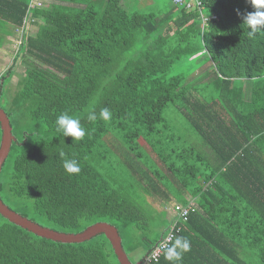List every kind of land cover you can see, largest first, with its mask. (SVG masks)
I'll list each match as a JSON object with an SVG mask.
<instances>
[{"label":"trees","instance_id":"trees-1","mask_svg":"<svg viewBox=\"0 0 264 264\" xmlns=\"http://www.w3.org/2000/svg\"><path fill=\"white\" fill-rule=\"evenodd\" d=\"M135 1L0 0V50L19 44L0 77L14 138L0 199L60 233L112 225L131 264H170L162 245L176 237L191 248L179 264H264V31L249 37L243 24L256 9L171 0L158 14ZM200 56L204 75L178 71ZM171 107L184 126L166 117ZM104 108L109 121L88 119ZM64 113L80 120L82 140L56 131ZM61 151L78 174L66 173ZM0 264L120 262L105 235L59 243L0 214Z\"/></svg>","mask_w":264,"mask_h":264},{"label":"water","instance_id":"water-1","mask_svg":"<svg viewBox=\"0 0 264 264\" xmlns=\"http://www.w3.org/2000/svg\"><path fill=\"white\" fill-rule=\"evenodd\" d=\"M0 126L2 130V142L0 147V173L8 157L11 149L12 142L14 140L12 136V127L10 121L5 112L0 108ZM0 214L8 219L11 223L20 226L29 232L54 242L65 243V244H80L90 241L99 235H105L110 241L115 254L120 264H131L127 254L124 252L122 247V240L118 233V230L109 224L98 223L86 229L84 232L79 234H65L56 232L47 228H44L37 223L22 217L21 215L11 211L5 206L0 199Z\"/></svg>","mask_w":264,"mask_h":264},{"label":"clouds","instance_id":"clouds-1","mask_svg":"<svg viewBox=\"0 0 264 264\" xmlns=\"http://www.w3.org/2000/svg\"><path fill=\"white\" fill-rule=\"evenodd\" d=\"M249 2L256 11L246 14L243 18V24L249 28V37H254L257 33L264 31V0H249ZM98 118L107 122L111 118V113L107 108H104L100 111L99 117L95 113H91L88 116L90 121H96ZM55 125L58 133H61L63 137H71L73 141H80L86 135L80 120L70 116L68 113L58 116ZM59 155L64 158L62 166L67 174L72 175L80 172V166L75 159L66 158V154L63 151ZM162 246L165 248V259L170 264H179L183 254L191 250L190 242L182 237H176L171 245L163 244Z\"/></svg>","mask_w":264,"mask_h":264},{"label":"rangeland","instance_id":"rangeland-1","mask_svg":"<svg viewBox=\"0 0 264 264\" xmlns=\"http://www.w3.org/2000/svg\"><path fill=\"white\" fill-rule=\"evenodd\" d=\"M51 1V0H50ZM140 1V0H139ZM142 3V4H141ZM161 3V4H160ZM134 5V3L129 4V6ZM173 4L171 2V0H141L140 2L135 1V9L144 11V13H158L161 14V12H165V11H169L170 8H173ZM171 11V10H170ZM177 12L174 13V15H176ZM202 19V17H201ZM203 21V20H202ZM36 29L32 28L31 26L28 27L23 33L21 31H19L18 33L15 34V37H17L19 40L22 39V36L25 33H35ZM12 45L7 46V48L1 49L0 50V77L9 69V67L13 64V54L14 52H12L14 50L17 49L18 47V42H12ZM11 51V52H10ZM205 56H200L198 60H196L195 62L192 60L191 61V65L192 66H187L186 69H184V67H180L178 69V71H183L187 74H191L190 75V79L193 78L195 75L199 76V75H204L208 69H206V65H203L205 62ZM183 64H184V60H183ZM25 70V66L19 62V64L17 65V67L15 68V76L13 77L12 83L8 86V88L11 89V91H15V86L16 84L19 82V74L23 73ZM205 70V71H204ZM2 105L4 106L5 103H2ZM166 117L172 119L174 121V123L179 124L181 126H184V119L182 118V114L178 113V111L175 108H170L168 109V111L166 112ZM155 208L159 209V206L155 205ZM152 226L158 230L160 227V222L159 220H154L152 221ZM155 229L154 233H156L157 231ZM159 231H163V227L160 228ZM134 255V254H133Z\"/></svg>","mask_w":264,"mask_h":264},{"label":"built area","instance_id":"built-area-1","mask_svg":"<svg viewBox=\"0 0 264 264\" xmlns=\"http://www.w3.org/2000/svg\"><path fill=\"white\" fill-rule=\"evenodd\" d=\"M172 1H173L174 4L179 5V6H182L185 3V0H172ZM42 5H43L42 0H32L31 8L41 7ZM177 209L179 210V209H182V208L177 207ZM189 212H190V210H189ZM189 212L188 211H185V212L184 211H181L180 213H177L178 214V220L177 221H182V220L183 221H186L187 220V217L189 215ZM170 238L171 237H169L167 239V241H169ZM156 254H158V253H156Z\"/></svg>","mask_w":264,"mask_h":264}]
</instances>
